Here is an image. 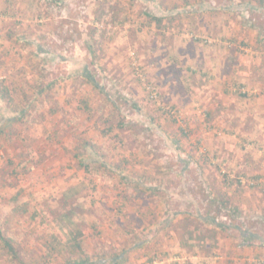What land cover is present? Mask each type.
Masks as SVG:
<instances>
[{"label": "rangeland", "instance_id": "obj_1", "mask_svg": "<svg viewBox=\"0 0 264 264\" xmlns=\"http://www.w3.org/2000/svg\"><path fill=\"white\" fill-rule=\"evenodd\" d=\"M261 2L0 0V81L14 98L0 96V123L30 106L0 139V226L26 262L66 264L45 255L80 234L84 247L64 258L264 264ZM88 140L113 161L107 170L83 147L95 167L74 159ZM199 228L215 238L201 241Z\"/></svg>", "mask_w": 264, "mask_h": 264}, {"label": "trees", "instance_id": "obj_2", "mask_svg": "<svg viewBox=\"0 0 264 264\" xmlns=\"http://www.w3.org/2000/svg\"><path fill=\"white\" fill-rule=\"evenodd\" d=\"M263 3V0L262 2ZM150 19L152 22L154 21H158L160 23H162L165 18L164 17H158L156 15H149ZM116 16L114 17V22L116 20ZM87 78V81L89 83H91L93 85V87L95 89H99L102 93L103 91L100 89L99 85L94 81L93 77L90 76H85ZM43 93H45V88L39 87L37 94L38 96H42ZM0 96L1 98H3V100L6 103L11 104V106L14 104V98L12 96V92L10 90V88L4 84L3 81H0ZM24 97H26V95H24ZM21 99V98H20ZM81 103H83L84 107H85V111H87V114L89 116V118H92L97 111L95 110L94 107H90L89 102L87 101V99H83L81 101ZM115 105V104H114ZM30 108V106L27 105V102L25 100H21V103L19 104V106L17 108H14L15 112L17 113L18 117H15V119L12 118H8L3 120L0 123V139L2 140L1 142H6L10 136L8 127L14 125L16 122L18 123H22V121H24L30 113V110H28ZM116 110H118L117 108H115ZM119 111V110H118ZM117 111V112H118ZM121 113V112H120ZM19 114V115H18ZM117 118L120 120L118 123V127L121 129L125 126V123L123 121V117H121V114H117L116 115ZM115 131V127H109L107 129H103L100 134H102L101 136H106L108 134H110L111 132ZM1 146L4 144H0ZM85 148V150L87 151H92L95 154L101 156L102 160L100 163L98 164V166L102 167L103 170H107L108 166H111L113 161H111L108 155L106 156L103 150V147L100 145V143L98 141H94V140H88V141H83L82 146H77L74 149V159L79 161V165L84 169V172H89L91 169H93L95 166L93 164V162L91 163H85V161H82V159L80 158L81 156V149ZM130 163V161L128 159H126V164ZM11 167H15L16 165H14L15 163L10 162L9 163ZM21 166H17L15 167V170L13 171V175H16L18 170L20 169ZM114 167H116V169L120 170L118 171H113V176L114 177H118V176H125V179L128 177V175L126 174V167L125 165H121V164H116L114 165ZM24 168V166H23ZM90 173V172H89ZM125 175H123V174ZM137 186H139V188L141 189V191H152L154 189V187H150L148 185H145L144 182L142 181H138L136 182ZM155 190V189H154ZM13 202H15V198L12 199ZM151 212V211H148ZM210 224H214V219L210 218L209 220ZM217 226V225H216ZM219 226V225H218ZM187 229V227H186ZM189 230V228H188ZM190 231H188L189 234ZM199 232L202 233L200 236L201 241H207V240H212L213 238H215L216 236V231L215 230H210V229H200L199 228ZM191 233V232H190ZM193 234V232L191 233V235ZM242 238L244 241H248L251 238H254V235L249 232V231H245L242 233ZM84 239L80 238V234H75V237L73 238L72 242H62L59 241L56 242L52 247V250H50V252L45 255L49 256V258L57 253L60 254L62 256L63 262H65L66 264H120L121 263V255L118 254H103L102 256H100V258L98 259V261H92L89 259H83L82 257H79V259H75L73 257L71 258H64L63 253L66 251L72 252L73 254L75 252H77L79 249H82L85 245V241H83ZM187 241V240H185ZM141 242L137 243L138 247H141ZM0 257H2L3 261H6V264H50L49 260L44 261L42 259L40 260H34L32 263H28L25 261V259H23V257L21 256V253L19 251V249L17 248V246L15 245V243L8 237H6L4 230L1 228L0 226ZM153 261V260H152Z\"/></svg>", "mask_w": 264, "mask_h": 264}, {"label": "crops", "instance_id": "obj_3", "mask_svg": "<svg viewBox=\"0 0 264 264\" xmlns=\"http://www.w3.org/2000/svg\"><path fill=\"white\" fill-rule=\"evenodd\" d=\"M254 235V234H253ZM254 237H255V235H254Z\"/></svg>", "mask_w": 264, "mask_h": 264}]
</instances>
